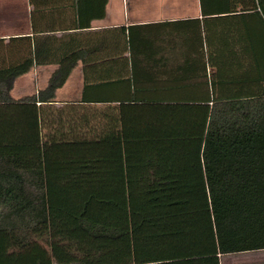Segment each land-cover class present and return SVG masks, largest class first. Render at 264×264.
Segmentation results:
<instances>
[{"label": "trees", "instance_id": "1", "mask_svg": "<svg viewBox=\"0 0 264 264\" xmlns=\"http://www.w3.org/2000/svg\"><path fill=\"white\" fill-rule=\"evenodd\" d=\"M199 1L200 18L123 28L131 70L117 82L98 36L93 57L63 56L44 90L15 101V80L41 63L30 37L0 40V264L264 251V0ZM78 12L73 27L89 26ZM149 52L171 58L153 69ZM78 60L99 69L81 104L52 106ZM115 85L125 104L108 105Z\"/></svg>", "mask_w": 264, "mask_h": 264}, {"label": "crops", "instance_id": "2", "mask_svg": "<svg viewBox=\"0 0 264 264\" xmlns=\"http://www.w3.org/2000/svg\"><path fill=\"white\" fill-rule=\"evenodd\" d=\"M104 1L87 0L78 5L62 2L54 4L47 0H0V40L30 37L33 57L41 63L15 80L11 91L12 99L19 101L44 90L51 76L58 70L59 60L63 56L93 57L98 36L104 37L107 47L105 71L114 76L113 82L122 79V76L127 79L131 64H128L129 50L124 49V37L127 33L123 34V28L160 25L201 17L199 0H107L105 17L97 19L94 15L102 9ZM79 8L86 11L81 19L84 25L89 23V26H83L85 28L73 27L79 24ZM69 26L72 28H68ZM167 53L152 55L149 52L145 56L155 58L146 61L142 57L141 62L144 66L148 64L153 69L157 68L161 57L171 58L170 53ZM98 72L96 63L84 65L82 60H78L70 78L56 92L51 105L61 108L81 104L85 86L84 73L92 78ZM126 89V85H115L111 94L114 101L108 105L125 104L119 101ZM236 255L238 258L233 259L232 264H264V251ZM222 259L223 257L221 264Z\"/></svg>", "mask_w": 264, "mask_h": 264}, {"label": "rangeland", "instance_id": "3", "mask_svg": "<svg viewBox=\"0 0 264 264\" xmlns=\"http://www.w3.org/2000/svg\"><path fill=\"white\" fill-rule=\"evenodd\" d=\"M259 256V255H257ZM244 258L245 256H239V258ZM238 258V255L234 254V255H228L223 257L222 259V264H232V260Z\"/></svg>", "mask_w": 264, "mask_h": 264}]
</instances>
